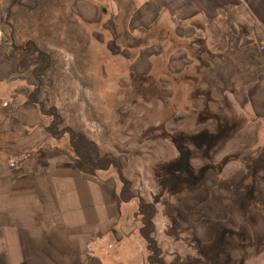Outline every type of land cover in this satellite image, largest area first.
<instances>
[{"label":"rangeland","instance_id":"obj_1","mask_svg":"<svg viewBox=\"0 0 264 264\" xmlns=\"http://www.w3.org/2000/svg\"><path fill=\"white\" fill-rule=\"evenodd\" d=\"M25 1L32 5L31 0ZM0 13L4 44L10 52L9 28L4 11ZM48 14V23H52L51 11ZM16 17L19 16L14 15L13 20ZM29 23L31 30L34 20L27 14L19 17L17 27L27 28ZM72 25L70 44H65V50L60 39L62 23L54 27V42L50 35L41 39L40 47L48 53L42 54V73L26 74L33 98L45 115V124L55 126L50 133L54 149L48 148L47 155L61 154L80 161L72 150L80 138V144L85 142L87 148L97 146L102 160H97L94 168L117 180L120 206L130 212L137 237L143 242L141 264H264L257 251L264 236V216L250 223L238 208L244 198L243 159L256 156L264 142L254 149L229 153L231 140L234 142L240 127L235 132H221L214 118L199 114L202 106L196 104V87L187 78L194 69L173 75L172 81L161 77L165 73L161 59L171 53L176 43L170 30L167 36L164 29H158L136 37L140 47L129 51L118 39L114 45L100 25L83 29L74 22ZM129 42L126 38L124 46ZM204 42L202 46H206ZM128 46L134 45L130 42ZM149 48L157 49L150 54L140 52ZM136 76L147 77L137 81ZM223 87L218 84L211 96L220 100ZM148 98L155 100L147 101ZM14 104L9 102L8 106ZM216 108L209 105L206 113L216 112ZM201 135L204 141L199 139ZM165 136H178V143L185 144L189 152L186 173L173 170L177 145ZM85 164L93 169V165ZM254 184L252 197L257 199L258 185L256 181ZM248 211L256 216L258 208ZM241 231L248 234L249 243L251 239L250 247L245 248L236 239Z\"/></svg>","mask_w":264,"mask_h":264},{"label":"crops","instance_id":"obj_2","mask_svg":"<svg viewBox=\"0 0 264 264\" xmlns=\"http://www.w3.org/2000/svg\"><path fill=\"white\" fill-rule=\"evenodd\" d=\"M12 1L0 0V12L5 15ZM32 1V7L11 6L12 24L5 23L10 52L0 26V264H141L143 242L130 212L120 206L117 180L76 158L46 153L54 147L45 130V115L29 100L33 87L26 74L33 69L19 70L14 52L20 48L13 38L19 20H13L16 7L33 15L38 8ZM63 1L69 4L63 17L69 29L73 22L79 28L100 25L114 45L121 36L136 39L158 29L167 36L170 30L180 46L161 59L166 73L179 75L206 61L217 85L234 71L239 83L253 76L251 87L226 93L222 101L227 116L243 120L228 152L254 149L264 142V0ZM51 11L55 19L62 18L59 9ZM69 32L64 27L63 50L70 44ZM15 36H20L18 30ZM205 40L207 47L202 46ZM195 52L200 54L197 58ZM9 102H15L13 109H4ZM35 149L37 154L32 153ZM260 254L263 262L264 251Z\"/></svg>","mask_w":264,"mask_h":264},{"label":"trees","instance_id":"obj_3","mask_svg":"<svg viewBox=\"0 0 264 264\" xmlns=\"http://www.w3.org/2000/svg\"><path fill=\"white\" fill-rule=\"evenodd\" d=\"M31 2L33 3V1L31 0ZM25 3L29 4L27 1H25ZM36 3V7L38 8V11L36 13H34L33 15H31L30 12H28V10L24 9L23 7H16V11H15V15L19 16V17H25L28 14V17L34 20L33 25L31 24V30L29 28L30 23L27 25V28L20 26L19 28L13 26L14 28V33H13V38L15 40V42H17L18 40L20 41V43H17L18 45L21 46V48H18L16 50H14L15 54H17V58H18V68L19 70H30V68H32L33 70L32 73L33 74H37L40 75L42 73V68H41V59L43 57V55L40 53L38 54L37 51L33 48L32 45L27 44L28 42H33L36 44V46L40 49L43 50L44 48L40 47V41L43 38L49 37L48 35H52L53 31L52 28L55 27V25L57 23H62V25H64L65 29L67 30H71L72 29V23L70 24V29H69V23L67 21L63 22V17L67 14L68 11V2H64L63 0H35ZM54 8L59 9L62 18H58L55 19L56 22L54 23V15L52 17V23H48V19H49V14L48 11L53 10ZM52 12V11H51ZM14 15V14H13ZM31 15V16H29ZM38 15L40 17H38ZM17 19V18H16ZM27 19V18H26ZM14 22H16V20H14ZM12 24V21H11ZM19 25V24H18ZM48 29H50V32H48ZM16 30L19 31L20 36L18 38H16L15 33ZM36 31V33H35ZM55 35V34H53ZM76 35V34H74ZM22 36L25 38L24 41L22 40ZM77 36V35H76ZM71 37V35H70ZM129 39L130 42L134 45V46H124V41L125 39ZM63 39H61L62 41ZM118 40L120 42V44L122 45L123 48L131 50V49H135V47H140L141 42H139L138 39H131L130 37L127 36H121L118 37ZM18 41V42H19ZM176 42V41H175ZM81 43V42H80ZM192 45V41L189 42V44L187 45V48H189ZM180 46L179 43H175L174 44V49H177ZM23 47H25V49H23ZM80 47H82L80 45ZM190 51V50H189ZM262 51V50H260ZM206 52L203 50L202 54L204 56H207V54H205ZM192 55V54H191ZM200 54L195 52L194 56L197 58ZM229 55V53H228ZM192 55V57H194ZM230 56V55H229ZM226 59H228L227 61H230V58L226 56ZM33 58H35V60H33ZM209 58L211 59L210 55ZM259 59V57H258ZM202 62V61H201ZM199 63L198 67L194 68V74L192 76H187V78L190 80L189 83H192L193 85H195L196 87V94L197 97H199V102H197L196 104L200 103L202 108L199 112V114H203V115H208L211 116L212 118H214L217 121V127L219 128V130H222L221 132H226L223 130L228 129L229 131L235 132L237 130L238 127H240V125L243 123V120L239 121L235 118V120L229 119L230 117L226 116V114L224 113V107L223 105V99L225 97L226 93L232 92V91H244L245 89L251 87L250 83L255 81V78L253 76H250L248 79L249 81L244 83L243 81L241 83H239L241 80L237 79L234 73L237 71H234V73L232 72L231 76L226 80V81H222L223 85L225 87H223L219 93L221 94L220 100L218 99L217 101L214 100V98L211 96V93L213 91L216 90V87H218L217 84L214 83V81L212 80L211 76L213 77V71L211 69H208V63L202 62ZM205 67V69L203 70L201 67ZM201 70L204 71V73L202 75H200L199 73H201ZM261 71V70H260ZM263 71V70H262ZM184 73V72H183ZM161 77L166 78V80H171L174 79L172 78L173 75L175 74H169V73H164L163 72L160 74ZM196 76H199L198 78ZM142 78L146 79L147 76H136V80H140ZM153 77V76H151ZM150 78V77H149ZM152 98H148V100H151ZM29 100L31 102L37 103L36 100L33 98V95L31 94V97L29 98ZM152 100H155L152 99ZM192 101H194V98L192 99ZM38 104V103H37ZM195 104V105H196ZM194 105V106H195ZM209 105L216 107L217 106V111L216 112H207V110H209ZM200 106V107H201ZM8 105H6V108L4 109H13L14 105L9 107ZM42 111V110H41ZM43 113V112H42ZM44 114V113H43ZM53 115V111L52 113H50ZM227 125V126H226ZM54 128L55 126L53 124H51L50 126H47V132L49 137H52L51 134L52 132H54ZM221 128V129H220ZM51 133V134H50ZM178 137V136H176ZM176 137H170L169 136H165L164 139H168L169 141H172L174 143V145L183 147L182 145H180L178 143V141L176 140ZM195 138H192L191 141H194ZM200 140L204 141V137L203 135L199 136ZM80 140L79 139L78 143H77V148L76 145L74 148H72V150H74V154L76 155V157H79L78 159L86 166H88L85 163H89V165H93V169L94 165H96L97 160L98 162H101V158H99L100 154H99V150L97 148L96 145H91L89 146V148H87L86 143H82L80 144ZM203 143V142H201ZM185 148V147H183ZM186 149V148H185ZM187 150V149H186ZM257 155L256 156H250L248 159H243V163H245V171H246V175H244V182L245 185L243 188H241L242 192L244 193V198L241 200L240 204L238 205V208H240V212H244V217L247 220L251 221L252 220H258L263 219L264 216V145L262 147H259V149H257ZM206 158V156H204ZM203 157V158H204ZM85 162V163H84ZM224 165V164H223ZM250 169L249 172H247V169ZM253 168H255V171L253 172ZM258 173V175H256ZM259 173H261V175H259ZM256 181L257 189L259 192V196L257 199H254L253 193H254V181ZM247 181L249 182L247 184ZM124 192H122L123 194ZM242 207V208H241ZM258 208V212L256 216H253L251 214H249V211L251 208ZM244 209V210H243ZM254 226V225H253ZM244 233H242L240 235H235L236 239H239L245 246V248L250 247L253 243L250 239V243H249V238H248V234L245 232V235H243ZM264 235V234H262ZM261 235V236H262ZM263 238H261L260 242H259V247L258 253H261L264 251V236H262ZM148 245H150V243H148Z\"/></svg>","mask_w":264,"mask_h":264},{"label":"water","instance_id":"obj_4","mask_svg":"<svg viewBox=\"0 0 264 264\" xmlns=\"http://www.w3.org/2000/svg\"><path fill=\"white\" fill-rule=\"evenodd\" d=\"M14 2H16V0H13L12 4ZM11 5H10V7H11ZM9 12H10V8L8 9V13H7L6 19H7L8 15H9ZM12 44H13V40H12ZM31 45H33L35 50L39 52L38 48L36 47V45L34 43L31 42ZM175 149H176V151L178 153V158L174 162V170L175 171L181 170L183 172H187V170H188V161H189V157H188L187 152L181 147H176Z\"/></svg>","mask_w":264,"mask_h":264},{"label":"flooded vegetation","instance_id":"obj_5","mask_svg":"<svg viewBox=\"0 0 264 264\" xmlns=\"http://www.w3.org/2000/svg\"><path fill=\"white\" fill-rule=\"evenodd\" d=\"M17 2V3H16ZM16 2H14L12 5H15V4H21V6H25V7H32V5L31 4H27V3H25V0H16ZM11 5V6H12ZM9 8H10V10H12V8L9 6ZM7 13L8 12H6L5 13V16H4V19H5V22H8V23H10L11 24V12H9V15H8V17H7V19H6V16H7ZM176 147H180V146H175V148ZM181 148H183V147H181ZM184 149V148H183ZM186 152H187V154H188V157H189V152L186 150V149H184ZM178 154V153H177ZM178 158V157H177ZM176 158V159H177ZM175 159V160H176ZM175 160H174V162H175ZM188 166H189V163H188ZM173 170H174V164H173ZM175 171V170H174ZM179 171H181V170H179ZM188 171V170H187ZM176 172V171H175ZM181 172H183V171H181ZM184 173H186V172H184Z\"/></svg>","mask_w":264,"mask_h":264},{"label":"built area","instance_id":"obj_6","mask_svg":"<svg viewBox=\"0 0 264 264\" xmlns=\"http://www.w3.org/2000/svg\"><path fill=\"white\" fill-rule=\"evenodd\" d=\"M260 49H261L262 51H264V45H262V46L260 47Z\"/></svg>","mask_w":264,"mask_h":264}]
</instances>
